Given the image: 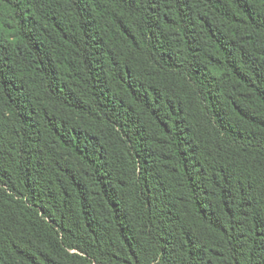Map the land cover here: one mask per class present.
<instances>
[{"label": "trees", "instance_id": "1", "mask_svg": "<svg viewBox=\"0 0 264 264\" xmlns=\"http://www.w3.org/2000/svg\"><path fill=\"white\" fill-rule=\"evenodd\" d=\"M0 264H264V0H0Z\"/></svg>", "mask_w": 264, "mask_h": 264}]
</instances>
